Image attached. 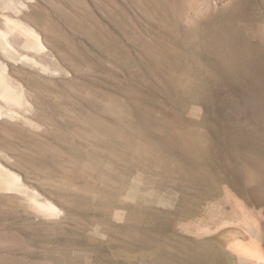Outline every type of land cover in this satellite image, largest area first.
Returning a JSON list of instances; mask_svg holds the SVG:
<instances>
[{
    "label": "rangeland",
    "instance_id": "obj_1",
    "mask_svg": "<svg viewBox=\"0 0 264 264\" xmlns=\"http://www.w3.org/2000/svg\"><path fill=\"white\" fill-rule=\"evenodd\" d=\"M264 0H0V264H260Z\"/></svg>",
    "mask_w": 264,
    "mask_h": 264
},
{
    "label": "bare ground",
    "instance_id": "obj_2",
    "mask_svg": "<svg viewBox=\"0 0 264 264\" xmlns=\"http://www.w3.org/2000/svg\"><path fill=\"white\" fill-rule=\"evenodd\" d=\"M238 251L241 254L250 256V259L254 258L257 263L264 264V251L256 248H251L250 246L248 247V245L244 243L238 244Z\"/></svg>",
    "mask_w": 264,
    "mask_h": 264
}]
</instances>
